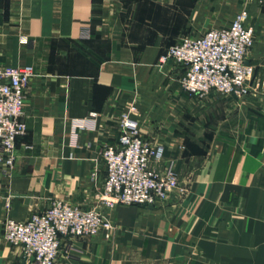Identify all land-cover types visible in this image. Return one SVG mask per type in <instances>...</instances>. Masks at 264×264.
<instances>
[{"label":"crops","instance_id":"obj_1","mask_svg":"<svg viewBox=\"0 0 264 264\" xmlns=\"http://www.w3.org/2000/svg\"><path fill=\"white\" fill-rule=\"evenodd\" d=\"M216 1L215 13L228 0ZM196 10L195 0H0V65L35 70L28 132L11 174L0 168V264H33L5 240L7 216L26 219L54 199L99 203L100 149L117 141L131 101L143 137L175 160L180 185L157 204L101 205L114 234L66 237L56 264H264V5H251L247 60L260 86L244 98L191 95L181 65H159L181 37L230 23L210 26ZM89 114L96 128L72 146V119Z\"/></svg>","mask_w":264,"mask_h":264},{"label":"built area","instance_id":"obj_2","mask_svg":"<svg viewBox=\"0 0 264 264\" xmlns=\"http://www.w3.org/2000/svg\"><path fill=\"white\" fill-rule=\"evenodd\" d=\"M252 1L264 4V0ZM248 18L247 12H237L226 26L181 37L160 56L159 65L169 61L181 65V87L199 98L211 92L247 97L260 86L255 65L247 61L256 39V28ZM34 73L32 64L0 65V168L6 174L15 167L17 139L28 132L25 100ZM137 113L136 102H129L119 116L117 141L101 146L106 175L98 204L83 208L54 199L47 208L31 211L26 219H4L5 240L33 264H56L66 237L85 238L101 232L112 236L116 224L101 205L157 204L179 187L175 160H165L163 144L143 137ZM96 126L95 114L73 118L70 144L78 146L79 131ZM97 175L95 172L94 177Z\"/></svg>","mask_w":264,"mask_h":264},{"label":"rangeland","instance_id":"obj_3","mask_svg":"<svg viewBox=\"0 0 264 264\" xmlns=\"http://www.w3.org/2000/svg\"><path fill=\"white\" fill-rule=\"evenodd\" d=\"M253 3L254 1L252 0H228L227 3H222V5L225 4L224 9L220 11L218 10L217 13H215L214 11L215 7L218 5H221V2L216 1V0H195L196 9H197L196 10L197 19L207 18L211 22L210 26H219L220 24H222L221 22L223 20L226 19L228 21L229 20L231 21L237 12L245 11L249 15V18H248L249 22L255 26V24L252 22L253 18H252V12H251V5ZM235 6H236V10L233 13H231ZM208 8L212 9V13L210 15H207V14L203 15L204 14L203 11H205Z\"/></svg>","mask_w":264,"mask_h":264}]
</instances>
